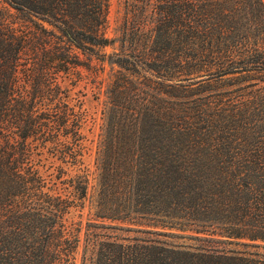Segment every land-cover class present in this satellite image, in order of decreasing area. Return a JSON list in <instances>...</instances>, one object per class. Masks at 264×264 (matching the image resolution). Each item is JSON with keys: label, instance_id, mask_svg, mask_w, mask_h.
<instances>
[{"label": "trees", "instance_id": "obj_1", "mask_svg": "<svg viewBox=\"0 0 264 264\" xmlns=\"http://www.w3.org/2000/svg\"><path fill=\"white\" fill-rule=\"evenodd\" d=\"M5 1L36 28L0 23V264H77L81 244L63 200L20 170L41 122L19 56L36 48L37 71L79 64L74 49L118 67L94 156L90 264H264V0H132V43L107 55L110 0ZM69 187L85 200L89 180Z\"/></svg>", "mask_w": 264, "mask_h": 264}, {"label": "rangeland", "instance_id": "obj_2", "mask_svg": "<svg viewBox=\"0 0 264 264\" xmlns=\"http://www.w3.org/2000/svg\"><path fill=\"white\" fill-rule=\"evenodd\" d=\"M2 22L10 23L18 33L28 31L29 27L36 28L33 22L10 7L5 0H0ZM43 24L48 30L51 29L46 23ZM141 30L146 31L145 28ZM125 31L128 34L126 37L123 36ZM105 35L114 41L100 48V54L120 52L124 41L126 48L129 47L132 43V0H110ZM35 51L28 50L19 56L17 76L23 93H35L33 114L41 122V128L25 143L19 158L20 170L33 178L40 190L63 200L67 206L63 220L65 228L74 232L80 230L81 244L75 255L77 264H82V260L84 264H90L83 245L86 235L94 233L93 228L88 226V222L94 219L90 210L96 175L94 156L104 125L106 88L118 67L94 56L89 59L88 55L74 49L79 64L60 69L56 64L42 63L41 71H37L36 58L42 57L43 51L41 48ZM31 72H35L34 78L40 72L37 91L27 79ZM73 176H87L89 189L85 200L71 194L69 180ZM106 223L114 225L117 222ZM102 232L105 230H100ZM165 240L172 244H193L183 239Z\"/></svg>", "mask_w": 264, "mask_h": 264}]
</instances>
